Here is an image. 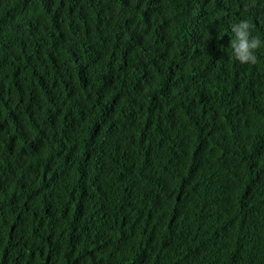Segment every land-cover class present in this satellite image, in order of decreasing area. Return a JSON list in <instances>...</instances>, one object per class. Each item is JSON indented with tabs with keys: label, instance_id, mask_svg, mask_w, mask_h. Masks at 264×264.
Returning <instances> with one entry per match:
<instances>
[{
	"label": "trees",
	"instance_id": "trees-1",
	"mask_svg": "<svg viewBox=\"0 0 264 264\" xmlns=\"http://www.w3.org/2000/svg\"><path fill=\"white\" fill-rule=\"evenodd\" d=\"M264 0H0V264H264Z\"/></svg>",
	"mask_w": 264,
	"mask_h": 264
},
{
	"label": "clouds",
	"instance_id": "clouds-1",
	"mask_svg": "<svg viewBox=\"0 0 264 264\" xmlns=\"http://www.w3.org/2000/svg\"><path fill=\"white\" fill-rule=\"evenodd\" d=\"M230 49L232 60L240 65H255L257 50L264 47V39L255 35V29L248 19H240L230 25Z\"/></svg>",
	"mask_w": 264,
	"mask_h": 264
}]
</instances>
